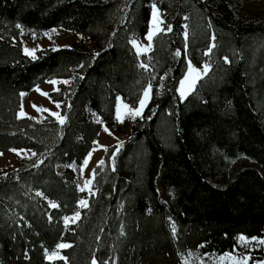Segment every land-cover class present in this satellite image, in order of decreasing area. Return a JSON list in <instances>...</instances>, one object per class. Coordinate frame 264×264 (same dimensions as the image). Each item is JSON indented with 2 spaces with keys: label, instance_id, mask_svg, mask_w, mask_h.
Returning <instances> with one entry per match:
<instances>
[{
  "label": "trees",
  "instance_id": "trees-1",
  "mask_svg": "<svg viewBox=\"0 0 264 264\" xmlns=\"http://www.w3.org/2000/svg\"><path fill=\"white\" fill-rule=\"evenodd\" d=\"M242 1L0 0V154L33 151L0 170V264H183L190 252L242 249L241 236L264 239V17L242 13ZM152 3L162 29L138 54L131 40L147 33ZM53 27L94 46L24 52L22 31ZM186 58L209 69L181 100ZM51 78L68 81L48 93L63 123L20 116V93ZM148 85L146 108L124 119L129 134L95 167L80 207L72 164L102 123L117 125V97L136 106ZM241 158L252 165L221 182ZM61 243L70 246L48 260ZM244 253L262 260L264 243Z\"/></svg>",
  "mask_w": 264,
  "mask_h": 264
},
{
  "label": "rangeland",
  "instance_id": "rangeland-1",
  "mask_svg": "<svg viewBox=\"0 0 264 264\" xmlns=\"http://www.w3.org/2000/svg\"><path fill=\"white\" fill-rule=\"evenodd\" d=\"M240 10L242 13L246 14H257L264 17V0H243L240 6ZM155 11V18L154 13ZM164 19V13L157 7L156 4H151V13L149 19V26L147 33L140 39H132L131 44L135 51L138 54L147 53L152 48V39L154 35L162 29V22ZM53 29L55 31H53ZM149 32H152V39H147V35ZM48 35H45V34ZM21 38L23 41V50L26 54H28L25 50H38L46 47L60 48V47H72L78 46L80 44L87 45L93 47L94 44L90 40H83L82 37L72 31L64 30L61 27H53L50 30L44 31L40 34H31L25 31H22ZM135 40V44L132 41ZM35 53V52H34ZM32 53L31 55H33ZM189 62L191 64V68L193 71L189 70ZM205 66H207V70L205 71ZM209 69V65L206 63L195 64L190 59L186 58V69L184 74L178 81L177 94L179 98L184 99L195 87L199 78L204 76ZM51 81H55V83H51ZM66 81L64 79L51 78L44 80L37 85H35L30 91H22L20 93L22 109L19 111L20 116L24 115H32L33 117L40 119L42 118L43 112H48L55 116L59 121H61L62 117L59 112V108L57 103L51 101L48 96V93L55 90L57 85ZM181 81H184L183 91L185 92L184 97L182 98L180 95L181 90ZM146 89H149V85L145 87L143 90L141 97L136 106H131L124 101L121 96H118L116 99L115 106V120L117 125L115 127L110 126L106 123H102V129L99 135L96 138V145L93 147L90 152L85 157L84 161L81 165L72 164V168L75 170L77 175V183L78 188L81 190L82 188L85 191V196L81 200L86 201L89 194L91 193V186L93 183V177L95 167L99 165L100 161H104V157L107 153L110 155L114 154L120 145V142L124 140L129 134V127L124 123V119L127 116L131 118L135 116V110L140 107V100L144 98V92ZM43 93H47L44 95ZM24 94V95H22ZM151 97V87L149 90V98L145 102V106L141 111V115L146 108ZM54 113L56 115H54ZM139 115V116H141ZM122 121V122H121ZM33 151L30 149H8L3 151L0 154V170L10 169L16 167L17 162L22 157H30L32 156ZM252 165V162L248 159L241 158L232 163L231 168L220 176V181L224 182L232 171L236 170L241 166ZM90 181V183H89ZM160 193L163 194L162 190ZM80 200V201H81ZM80 206V202H79ZM81 207V206H80ZM74 214L65 216V218H73ZM77 219H75L76 221ZM68 223H73L69 220ZM67 223V224H68ZM66 224V223H65ZM243 238V239H241ZM264 243V239L255 240V239H247L243 236L239 237L238 242L243 247L242 249H235L232 253H225L221 255H212V254H204L197 255L192 252L186 254L183 257V264H264V259L253 261L251 256L247 253H244L245 247L249 246L251 242ZM62 244V243H61ZM64 244V243H63ZM67 245V244H66ZM251 248H255L252 246ZM61 248H57L56 256L52 259L58 258L61 256L60 250ZM53 252L46 253V258L49 259V255Z\"/></svg>",
  "mask_w": 264,
  "mask_h": 264
},
{
  "label": "snow or ice",
  "instance_id": "snow-or-ice-1",
  "mask_svg": "<svg viewBox=\"0 0 264 264\" xmlns=\"http://www.w3.org/2000/svg\"><path fill=\"white\" fill-rule=\"evenodd\" d=\"M153 15H154V18H155V11H154V13H153ZM17 27L19 28V27H21L20 25H17ZM53 31H55L54 29H53ZM45 35H48L47 33L45 34ZM152 35H153V33L152 32H149L148 33V35H147V39H149V40H151L152 39ZM132 43L133 44H135L136 42H135V40H133L132 41ZM53 50H56V49H53ZM29 55H31L32 53H34L36 50L35 49H32V50H28V49H26L25 50ZM180 53H179V51H177V55H179ZM33 58H35L34 56H33ZM189 70L190 71H193L194 69H192L191 68V64H190V62H189ZM207 70V66H205V71ZM51 83H55V81H51ZM64 83H68V81H64ZM183 85H184V81H181V90H180V95H181V97L183 98L184 97V95H185V92L183 91ZM150 85H149V89H146L145 90V92H144V98L143 99H141L140 100V107L138 108V109H136L135 110V116H139V115H141V111H142V109H143V107L145 106V102H146V100L149 98V90H150ZM44 95H47V93H43ZM22 95H24V94H22ZM58 106V105H57ZM54 115H56L55 113H54ZM122 122V121H121ZM61 123H63V120L61 119ZM100 164H103V161H100L99 162ZM93 172H95V170H93ZM89 183H90V181H89ZM84 189L82 188L81 189V191H83ZM80 206L81 207H87V202L86 201H84V200H81L80 201ZM51 207H53V208H55V207H57V205L55 204V203H53V204H51ZM79 215H80V213L79 212H76L75 213V216L73 217V218H68V217H66L65 218V223L67 224L68 222H69V220H71L72 222H75V219H78L79 218ZM172 229H173V233H175V225L173 224V226H172ZM241 239H243V238H241ZM70 245H66V244H59V245H57V248H64V247H69ZM47 251V250H46ZM56 256V253L55 252H53L51 255H49V259H52L53 257H55ZM93 264H95V262H93Z\"/></svg>",
  "mask_w": 264,
  "mask_h": 264
},
{
  "label": "crops",
  "instance_id": "crops-1",
  "mask_svg": "<svg viewBox=\"0 0 264 264\" xmlns=\"http://www.w3.org/2000/svg\"><path fill=\"white\" fill-rule=\"evenodd\" d=\"M21 109H22V103H21Z\"/></svg>",
  "mask_w": 264,
  "mask_h": 264
}]
</instances>
